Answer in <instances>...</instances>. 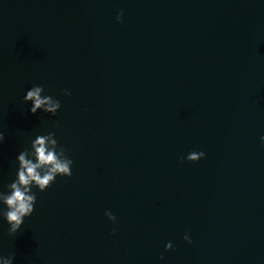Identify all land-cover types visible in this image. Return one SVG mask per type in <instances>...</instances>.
I'll return each instance as SVG.
<instances>
[{
  "label": "water",
  "instance_id": "obj_1",
  "mask_svg": "<svg viewBox=\"0 0 264 264\" xmlns=\"http://www.w3.org/2000/svg\"><path fill=\"white\" fill-rule=\"evenodd\" d=\"M48 131L72 175L0 219L13 264H264V0H0V189Z\"/></svg>",
  "mask_w": 264,
  "mask_h": 264
},
{
  "label": "clouds",
  "instance_id": "obj_2",
  "mask_svg": "<svg viewBox=\"0 0 264 264\" xmlns=\"http://www.w3.org/2000/svg\"><path fill=\"white\" fill-rule=\"evenodd\" d=\"M122 12L117 13L116 21L120 22ZM43 85H33L28 88L22 97V103L28 105V112L35 115L37 111L49 116H56L61 107L59 99L45 94ZM64 96L71 93L64 89ZM57 125H54V127ZM4 142V134L0 132V144ZM264 145V135L260 136ZM68 150L62 145L54 131L36 134L26 148L15 156V173L12 181L0 189V219L7 225V234L13 236L21 228L26 218L30 217L36 204V193L44 192L57 177L70 178L72 175L73 160L67 154ZM205 156L203 149L192 150L182 159L195 162ZM105 217L116 223V216L106 210ZM115 229H113V232ZM183 238L191 241L189 231H185ZM172 242L165 243V251L172 248ZM14 257L0 255V264H13ZM163 259V256L160 257Z\"/></svg>",
  "mask_w": 264,
  "mask_h": 264
}]
</instances>
